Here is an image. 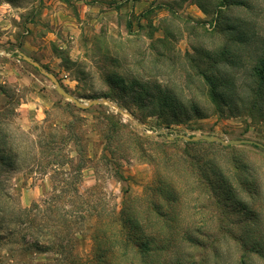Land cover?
<instances>
[{"label":"rangeland","instance_id":"374dc122","mask_svg":"<svg viewBox=\"0 0 264 264\" xmlns=\"http://www.w3.org/2000/svg\"><path fill=\"white\" fill-rule=\"evenodd\" d=\"M43 131L64 166L27 162ZM178 134L264 145V0H0V264H264V149ZM52 194L114 218L118 257L94 219L29 246L44 222L17 211Z\"/></svg>","mask_w":264,"mask_h":264},{"label":"trees","instance_id":"16d2710c","mask_svg":"<svg viewBox=\"0 0 264 264\" xmlns=\"http://www.w3.org/2000/svg\"><path fill=\"white\" fill-rule=\"evenodd\" d=\"M28 134L30 133L23 134L22 139L27 140ZM59 137L61 136L56 133H45V131H43L41 140L35 145V147L39 149L38 155L35 153L34 148H32L33 150L30 151L27 162L38 166L40 170H45L48 165L64 166L61 163H56L58 162V156L55 155L56 153L53 148L56 139ZM1 161H4V159L1 158L0 162ZM78 176L79 173L76 177H72L76 180L75 182H77ZM58 184L63 188L64 193L69 191L70 186L72 187V183H67L66 180H59ZM6 197L10 199L8 196ZM17 212L23 219L30 220L29 223L34 225V228L37 226V223L32 217L33 215H39L40 220L44 222L42 230H38L36 237H32L33 241L28 243L29 246L33 247L37 252L47 253L52 251L54 247L58 248L60 251L66 250L63 242L68 236H71L72 231L85 221L94 219L98 227L96 228L97 230L92 232L91 240L98 245L97 252L99 255H107L110 261H113L118 257L117 255H119V251L113 246V243L120 241L121 233L120 231H110L112 229L111 225L115 223L116 220L112 217H103V211H101L100 207L98 205H91V203H89L88 200L85 201L82 196L72 197L67 200L52 194L41 203H35L30 209L18 210ZM50 224L55 227V231L52 232ZM32 235L33 234H29V236ZM125 238L131 241L128 235H125Z\"/></svg>","mask_w":264,"mask_h":264},{"label":"water","instance_id":"95a60500","mask_svg":"<svg viewBox=\"0 0 264 264\" xmlns=\"http://www.w3.org/2000/svg\"><path fill=\"white\" fill-rule=\"evenodd\" d=\"M19 57L23 59L25 62L31 64L33 67L38 69L44 76H46L55 86L56 91L64 98L70 100L73 102L79 109L81 110H88L93 106L100 105V104H105L110 107H113L115 110L118 112L128 115L124 110L118 108L116 105L112 104L110 101L107 99H94L92 101H89L87 104H82L76 97L68 93L60 84L58 78L53 74L48 71H46L37 61H35L32 57H29L25 55L24 53H20ZM129 116V115H128ZM180 139L185 142H200V141H205L209 143H215L222 145L223 147H230V146H241V145H256L258 147H261L264 149V145L249 139H231V140H225L221 137L215 136V135H194V136H186L182 134H178L175 137L168 136L167 139L169 141H173L174 139Z\"/></svg>","mask_w":264,"mask_h":264}]
</instances>
